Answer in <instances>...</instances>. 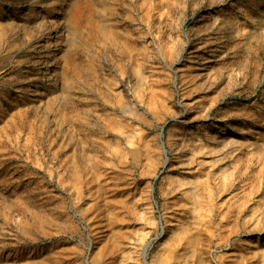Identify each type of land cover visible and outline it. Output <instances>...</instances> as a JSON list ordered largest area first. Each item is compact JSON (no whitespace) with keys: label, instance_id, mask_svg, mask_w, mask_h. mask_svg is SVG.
<instances>
[{"label":"rangeland","instance_id":"obj_1","mask_svg":"<svg viewBox=\"0 0 264 264\" xmlns=\"http://www.w3.org/2000/svg\"><path fill=\"white\" fill-rule=\"evenodd\" d=\"M36 10L0 0V264H264V0Z\"/></svg>","mask_w":264,"mask_h":264},{"label":"bare ground","instance_id":"obj_2","mask_svg":"<svg viewBox=\"0 0 264 264\" xmlns=\"http://www.w3.org/2000/svg\"><path fill=\"white\" fill-rule=\"evenodd\" d=\"M28 4H35L38 6L34 14V24L37 27L43 24L45 20V13L52 11L50 15L56 16L54 20L55 32L58 34L55 36V44H58L61 35L67 37V32L70 25H74L77 14L84 10L92 14V10L96 6L103 7L106 4V0H27ZM46 8H52L47 10ZM102 17L100 18V20ZM66 31V32H65ZM58 40V41H57ZM59 47V46H58ZM213 126H216L213 124ZM193 189V188H192Z\"/></svg>","mask_w":264,"mask_h":264}]
</instances>
